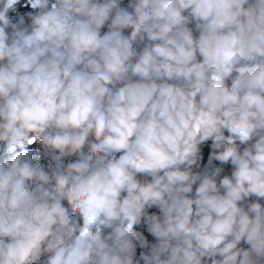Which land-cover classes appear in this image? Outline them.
<instances>
[{
  "label": "clouds",
  "instance_id": "obj_1",
  "mask_svg": "<svg viewBox=\"0 0 264 264\" xmlns=\"http://www.w3.org/2000/svg\"><path fill=\"white\" fill-rule=\"evenodd\" d=\"M18 3L0 0V145L12 149L0 159V264H264V205L239 204L264 198V68L224 83L264 58V0H137L103 40L117 0H33L14 21ZM138 40L148 48L131 66L136 83L113 96ZM224 128L259 139L255 152L210 153L236 166L221 194L193 166ZM33 150L52 166L25 159ZM74 216L88 218L86 235Z\"/></svg>",
  "mask_w": 264,
  "mask_h": 264
},
{
  "label": "trees",
  "instance_id": "obj_2",
  "mask_svg": "<svg viewBox=\"0 0 264 264\" xmlns=\"http://www.w3.org/2000/svg\"><path fill=\"white\" fill-rule=\"evenodd\" d=\"M95 2L98 3L99 5H103V4L110 2V0H95ZM136 3H137V0H117L116 7H114L110 11L107 20H105L103 25L98 29V37L97 38L103 40L106 36L110 35L112 32L117 31V29H114L112 27L113 21L115 20V17L117 15V11L123 10L129 14L134 15V7H135ZM48 6H49V8L58 7L59 6L58 0H49ZM29 8L34 9L33 0H19V3L14 4L12 6V9L9 10L10 12H12V16L10 17V19H12L14 21L18 20L21 16L24 15V12L27 11ZM188 26L190 28H192L194 35H196V36L199 35V31L196 28V22L195 21H191ZM119 31H121L122 35L125 38H127L128 36H130L132 29L131 28H124V29L119 30ZM147 48H148V45H147L146 41L138 40L136 43L133 44V57L131 59V62L127 65L129 68V74L127 76H125L124 79H122L121 81L114 82L113 84L109 85V90L113 96L118 94L122 88L128 87V86H133L136 83V78L131 77V66L134 65L140 59V57L144 54V52ZM95 55H96V53H92L88 58H92ZM200 58H201L200 54L198 53L197 59H200ZM258 68H264V58H257L255 60H251V61H241L240 64L235 66L231 77L228 78L227 80H225L224 83H226L227 86L231 88L233 86L235 80L239 76L245 75V74H252ZM158 82H160V81H158ZM170 82H175V81H170ZM222 133H223V136H222V139L220 141L222 146L219 149H216L213 147V140L212 139L205 141L201 145V159L198 161L197 165L193 166V170L196 172H200L202 174L207 173L209 175H214V178L217 181L218 187L220 185V181L224 177H229V178L232 177V173L235 170L236 166L234 164H232L231 161H229L228 163H221L220 161L215 160V159H213L211 161V163H209L210 153L216 152V151H223L224 148L229 147L231 145H235L240 154H245L246 149H251L253 152H255L254 145H255L256 141L259 139L258 136L254 135L251 139L243 140L239 134L231 131L228 128L222 129ZM94 141H95L94 136L90 135L89 136V142H94ZM26 147L30 148V149L33 148L32 145H27ZM15 151L17 153H19V152L23 151V149L17 148ZM84 151L87 152V146L85 147ZM11 152H12V149H7L6 146L0 145V159L9 158L8 154ZM37 154L38 153L35 150H33V155L31 157H25V159H30L33 164L39 163L41 166L45 167L46 170H47V168L52 166V161H51L50 157L46 159L42 154H39L40 159L37 160L36 159ZM55 155H59V153H55ZM118 157H119V154H117L116 158H118ZM76 159H77V156H75V155L62 158V160L65 164L68 163L69 161H75ZM217 169H219L218 174H217ZM160 174L163 175V171ZM138 178L141 180V182H147V181H151L153 179V177L150 174H146V173L139 174ZM198 186H199V181H197V183L193 185V191L191 193H189L190 196L195 197V195H196L195 190ZM219 191L221 194H223L225 192V189L223 187H219ZM252 203H260L261 205H264V198L258 197L256 195H251V196L245 197L244 199H242L239 202L241 208L244 211H249L250 205ZM147 211L150 213L160 214L159 207L155 206V205L152 206L151 208L147 209ZM73 219H74L75 224H76L77 235H78L79 231L83 225V218H81L79 216H74ZM100 227H101L102 231H104V232H107L110 230V229L104 228L103 226H100ZM137 227L139 228L140 231L145 233V235L148 237V239L150 241H154L155 238L146 232V228L144 225H138ZM5 242H7V241H5ZM242 246L246 247L247 245H244L242 242Z\"/></svg>",
  "mask_w": 264,
  "mask_h": 264
},
{
  "label": "water",
  "instance_id": "obj_3",
  "mask_svg": "<svg viewBox=\"0 0 264 264\" xmlns=\"http://www.w3.org/2000/svg\"><path fill=\"white\" fill-rule=\"evenodd\" d=\"M133 148H134V146H131L129 150H133ZM119 158L120 157H118L116 159L118 160ZM90 227L91 226L88 223V218L87 217L83 218V225H82V227H81V229L79 231V234L77 236L79 237V236L86 235L89 232ZM92 231L94 232L95 229L93 228Z\"/></svg>",
  "mask_w": 264,
  "mask_h": 264
},
{
  "label": "rangeland",
  "instance_id": "obj_4",
  "mask_svg": "<svg viewBox=\"0 0 264 264\" xmlns=\"http://www.w3.org/2000/svg\"><path fill=\"white\" fill-rule=\"evenodd\" d=\"M213 78H215V77H213ZM6 147H7V146H6ZM7 149H11V148L7 147Z\"/></svg>",
  "mask_w": 264,
  "mask_h": 264
}]
</instances>
